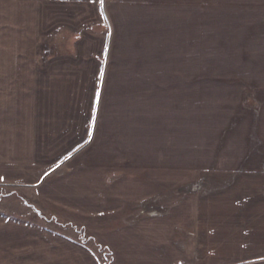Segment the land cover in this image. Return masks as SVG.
<instances>
[{"label":"crops","instance_id":"obj_1","mask_svg":"<svg viewBox=\"0 0 264 264\" xmlns=\"http://www.w3.org/2000/svg\"><path fill=\"white\" fill-rule=\"evenodd\" d=\"M215 2L0 0V181L42 185L66 165L53 181L87 191L97 229L101 219L117 221V236L105 239L78 222H66L65 234L36 233L22 216L1 215L0 264H264V0L259 24H232L221 48ZM60 32L74 38L71 52L46 41ZM60 82L66 93L91 95L85 118L56 109ZM249 88L260 96L256 118L224 97ZM189 95H223L211 103L212 125L192 129ZM96 142L112 143L121 162L94 149L75 169L76 150ZM126 152L134 178L118 186L127 190L119 204L108 198V179L125 173ZM194 182L204 193L177 215L141 218L126 231L127 202Z\"/></svg>","mask_w":264,"mask_h":264},{"label":"rangeland","instance_id":"obj_2","mask_svg":"<svg viewBox=\"0 0 264 264\" xmlns=\"http://www.w3.org/2000/svg\"><path fill=\"white\" fill-rule=\"evenodd\" d=\"M209 1L211 2L212 0H204L205 7L211 5ZM215 4L217 12L220 15L219 18L222 26L221 28L222 30H226V32H220V48L223 45L230 43V35L232 32H230L229 30L233 28L232 24H239V26L242 25L244 28L249 27L250 30L252 27H254L256 24H259L260 22L261 0H216ZM209 21L210 20H206V23H209ZM246 33L247 30L245 31V35L243 34L244 38L247 37ZM46 41L50 42L51 45L55 46V52L60 51V53H63L65 51L71 52L72 45H74L75 42L74 38H69L62 32L57 33ZM51 51L52 49L48 53L52 54ZM205 65V71L210 70V66L208 67L206 63L204 64V66ZM196 66L195 64H190L189 69H196ZM218 69L228 68L225 66H218L217 70ZM60 89L61 94L57 93L55 96L57 97V99L55 100V103L57 102L56 109L58 108L59 102L60 113H66V110L70 108L71 110L69 111V114H71V118H85V116L82 115V113L80 114V112L88 111V109L86 110L85 108H88L89 106V103L91 101V95L88 94V92H85L83 90L84 88H76L74 94L73 92L66 93V91L64 90L63 82H60ZM247 90L248 93H245L240 97H238L237 95H226L224 97L229 98V101L231 99L234 101L238 98L240 102H238L239 105L237 108L248 113L250 112L251 116H253V118H256L261 112L260 96H257L252 93V89L250 88ZM221 96L223 95L184 96L187 98L189 106L187 113L189 117V122H194L192 124L193 130L197 129V124L200 125L202 128L206 124L212 125V122L214 121V116L212 115H214L217 110H213L211 108V103L219 99ZM144 97L147 96H140V102ZM94 104L95 99H93V105ZM134 105H136V103ZM191 139L192 136L190 134L189 140ZM192 142H194V139L190 141L189 149L191 151H194L197 144H193ZM111 145L112 143H106L105 146H102L101 149L100 143L97 144L96 142V144L93 145V148L89 146L88 148H81V151L79 150L81 147L80 146L76 150L77 152L75 151L77 155V158H75L74 160L76 161V165H71L74 166L75 169L83 168L85 166L84 164H86L87 162L86 154L94 149L100 153L102 152L103 156L108 154L109 159H112L113 157L112 161L114 165L118 164V162L121 161L119 160V157H117V154H122V152L118 148H114V146ZM191 151L189 152L190 158L194 156ZM79 153L81 154L79 155ZM4 161L5 160L3 158V151L0 150V167L5 166V163L7 162ZM129 161H131L130 163H132L133 159L128 155V152H126L124 163L122 162L124 164L125 173L122 175H111L108 179L110 187V192H108V198H118L119 204H122V194H127V190H123L121 187L118 188V186H120L122 182L128 181V183H131L132 179L134 178L132 173L133 169L130 167L131 165H128ZM69 166L70 165H67V168H70ZM65 168L66 165H61L60 169L58 167L52 170L50 174L45 175V179L42 185H24L14 184L12 182L8 183V176L6 175V180L0 181V216H4L3 218L5 219L8 215L14 217L22 216L23 220H25V222H27V224L32 229L36 230V233L38 230H41L42 227H44V231H55L64 233L65 231H70L68 230V228L64 230L66 222L72 221L84 224L86 228L91 230L93 233H95L96 235L104 236L105 239L106 237H110V239L112 237L115 238L117 236L116 229L114 227L117 222L116 218H113L112 220L109 219L103 221L101 219L102 228L97 229V225L100 224L98 221L100 220H96L93 218L89 219L91 215L86 216V214H92L91 212L94 211L92 203L87 202V200L84 199V196L87 194V191H80L77 185L71 186L72 183H69L66 177L53 181V179L56 178V174H58V172L62 170H65ZM0 171H2V169H0ZM6 172L7 171L4 169V174ZM53 183L58 185H55V187L53 188ZM203 191L204 185L201 182H194L185 186H180L179 188L172 191H164L157 197L151 198L150 200H147L143 203H134L132 201V203L127 202L125 204L126 207L123 221L121 220V223L125 226L124 228H126V231H129L133 230V227L141 218L154 219L161 217L164 218V216L168 214L177 215V212L181 209L182 205L188 200V198H190V196L196 193H204ZM140 194L144 193L140 192ZM168 200H171L170 206H166L165 204V201L167 203ZM110 207L112 206H109L107 209H111ZM117 208L118 207H116V209ZM100 230H104V232H101ZM69 233L72 235L71 232ZM32 237L36 240L40 239V236L37 234H33ZM51 257H53V255L49 256V258Z\"/></svg>","mask_w":264,"mask_h":264},{"label":"snow or ice","instance_id":"obj_3","mask_svg":"<svg viewBox=\"0 0 264 264\" xmlns=\"http://www.w3.org/2000/svg\"><path fill=\"white\" fill-rule=\"evenodd\" d=\"M101 2H102V0H101Z\"/></svg>","mask_w":264,"mask_h":264}]
</instances>
